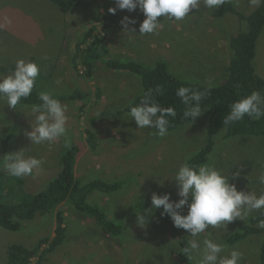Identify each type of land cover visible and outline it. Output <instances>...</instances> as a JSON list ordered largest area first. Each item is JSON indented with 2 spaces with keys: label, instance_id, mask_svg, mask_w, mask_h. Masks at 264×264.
<instances>
[{
  "label": "rangeland",
  "instance_id": "obj_1",
  "mask_svg": "<svg viewBox=\"0 0 264 264\" xmlns=\"http://www.w3.org/2000/svg\"><path fill=\"white\" fill-rule=\"evenodd\" d=\"M232 2L244 15H250L260 4H253L252 0ZM113 7H116L115 0H83L80 7L71 9L67 14L51 0H0V25H3L0 27V77L10 75L17 60L27 62L33 57L41 69L35 88L51 93L56 99L67 96L62 101L65 105L75 102L72 93L75 97L80 95L79 90L75 91L77 88L81 93H87L80 78L90 80L93 77L98 82L97 88L101 83L104 86L99 88L100 97L103 94L107 99L103 111L94 119L99 121L108 118L122 123L119 124V132L123 136L119 138L118 151L108 148L107 156H98L96 159L85 154L75 164V174L83 184L97 179L123 183L117 191L103 193L96 190L87 199L90 205L108 213L115 226L120 227L109 230L96 223L95 218L83 214L70 201H65L58 209L65 216L67 238L55 252L45 257L42 264H181L178 256L182 249L181 243L192 239L188 231L175 227L170 217L161 215L162 207L145 213L149 223L143 227L137 223L136 212L152 208L153 193H171L173 201L179 199L178 186L173 178L179 166L188 163L206 145L209 117L202 113L196 122H187L165 136H159L156 129H138L129 112L123 109L126 106L128 108L143 93L142 78L136 73L126 72L125 68L118 70L109 67L106 61L118 59L129 62L130 59H137L152 69L160 60H166L170 72L181 79L218 85L226 80L231 59L229 40L233 35L247 30L248 22L237 14L228 13L221 17L215 9L201 5L200 9H192L180 21L159 17L163 27L157 33L140 35L139 25L146 17L139 8L134 12L117 9L113 15L108 11ZM125 16L137 21L128 26L129 29L135 28L136 33H124L121 20ZM6 18H10L12 23L7 24ZM105 24L110 25V33L106 34L103 30ZM90 28L94 29V34L101 31V34L106 35L104 44L107 46L112 48L117 41L126 47L124 54L120 50L116 52L113 47L108 54L96 59L91 74L82 62L77 68L72 63L75 51L72 41H80ZM89 44L90 40L86 47ZM152 44L157 48H153ZM255 66L264 77V29L257 43ZM70 70L75 75L72 83L67 81L66 75ZM125 80L128 88L122 91ZM111 95H120V99L114 101ZM92 96L97 99V93L92 92ZM90 103L93 104L91 97L85 107L82 105L76 110L67 106V109L76 112L74 116L80 123L84 118L81 124L84 133L88 128L94 131L92 126L86 125L88 114L91 117L94 114L92 108L95 106L92 107ZM30 109L29 105H17L16 109H11L7 106V98L0 97V147L5 145L7 148L0 160V201L3 203L11 204L20 200L18 195L23 188L16 184L15 178L6 177L8 173L3 168L6 154L24 149L25 157L43 158L45 162L41 168L34 169L35 176L23 177L25 190L34 195L48 190L50 181L62 169L64 155L69 153L68 147L80 145L69 122L66 124V136L52 143H31L25 134L31 130ZM66 115L69 118L68 111ZM223 131L227 132V127L215 136V145L206 164L229 175L230 182L238 190H252L258 196L264 194V184L258 180L264 174V138H225L224 134L220 135ZM101 142L104 144L106 141L101 139ZM137 158L145 164L140 170ZM89 159L97 163L88 164ZM106 163H110V167H106ZM237 171L240 172L238 177L235 176ZM55 213H39L34 219L23 221V227L18 231L0 227V264L6 263L7 250L12 244L33 247L45 236L53 238L56 235ZM183 214H187V207ZM242 221L236 219L228 225L209 227L197 239L202 241L211 238L224 244L222 256L229 255L233 249L239 250L242 253L240 264H262L260 252L264 232L233 245L225 244V237L234 232ZM192 254L199 260L194 252ZM37 259L34 258L33 263Z\"/></svg>",
  "mask_w": 264,
  "mask_h": 264
},
{
  "label": "trees",
  "instance_id": "obj_2",
  "mask_svg": "<svg viewBox=\"0 0 264 264\" xmlns=\"http://www.w3.org/2000/svg\"><path fill=\"white\" fill-rule=\"evenodd\" d=\"M59 6L63 12H69L83 4V0H51ZM215 12L222 16L228 13L237 14L243 20L248 22V28L233 35L229 40L231 50V59L227 69L225 82L218 85L205 84L203 82H193L181 79L169 70V64L166 60H160L152 69H148L142 62L137 59H130L129 62H121L118 59H109L107 64L118 70H126L129 73H136L142 78V94L135 101L123 109L130 112V108L137 106L145 92L151 89L155 98L163 107H173L177 116L169 117L170 126L168 132L181 128L185 123L192 122L183 117L185 105L180 98L175 95V91L180 87H190L200 91H206V98L201 102L202 113L209 117L207 126V143L194 156H192L188 164L193 167L205 165L208 162V156L212 152L215 145V136L225 127L227 132L223 131L220 135L225 138L234 136H258L264 138V117L259 120L245 116L241 121L224 125V117L230 110V105L252 92H259L264 97V77L261 76L255 66V58L257 55V43L264 29V3L250 14L244 15L238 11L232 0H224V3L215 9ZM104 17V16H103ZM102 19V17L100 18ZM103 30L110 33V25L105 24ZM94 29H89L83 38L77 42L76 48L79 53L74 58L73 63L77 68L80 62L87 66V72L91 74L95 67L96 59H100L103 55L109 53V48L104 44L106 35L97 33L93 36ZM92 36L93 40L82 51L83 57L80 56L81 46L86 44ZM29 61L36 62L32 57ZM136 71V72H135ZM159 88V92L156 89ZM44 92L33 88L31 95L27 99H22L18 105L39 104V93ZM79 92L80 97L88 99L91 94H83ZM74 99L75 94L71 95ZM61 99H67V96H61ZM100 98L99 89H97V99ZM200 116L194 121L199 120ZM88 142L93 147L97 145V137L90 132ZM69 153L64 155L62 169L60 173L49 183L47 191H41L31 194L24 188V179L12 177L6 174V177L16 179V184L20 185L22 192L18 195L17 202L11 204L0 201V227L18 231L23 227V221L34 219L39 213L56 215V235L52 238L45 236L39 239L38 243L33 247L23 244H12L7 250V259L5 264H32L34 258H38L35 264H42L45 257L61 246L67 238V227L65 226V216L63 211L58 207L65 201H70L73 206L78 208L83 214L95 218V222L103 225L105 228L120 227L115 226L108 213L103 212L100 208L90 205L87 201L89 195L96 190L103 193H111L119 190L123 183L108 182L103 179L93 180L88 183H81L75 174V163L80 156L81 149L78 145L68 147ZM6 146L0 147V160L2 155L6 153ZM134 160V157H132ZM140 163L139 170L145 166L141 159H136ZM128 165L127 163H125ZM136 167V165H135ZM137 170V169H135ZM165 178V177H164ZM264 221V208L254 211L252 215L243 220L237 229L225 237L226 245L236 244L251 235L264 232V227H260V222ZM46 245V246H45ZM182 249L178 253L181 264H198L199 260L195 259L192 251L185 252L188 247V240H183ZM46 247V248H43ZM261 263L264 264V243L260 252Z\"/></svg>",
  "mask_w": 264,
  "mask_h": 264
},
{
  "label": "clouds",
  "instance_id": "obj_3",
  "mask_svg": "<svg viewBox=\"0 0 264 264\" xmlns=\"http://www.w3.org/2000/svg\"><path fill=\"white\" fill-rule=\"evenodd\" d=\"M115 3L116 7L108 9L113 15L117 9L134 12L139 8L146 17L139 25V34L146 35L155 34L163 27L162 22L158 20L159 17L180 21L188 16L192 9H200L201 5L207 9H216L224 3V0H115ZM252 3H264V0H252ZM6 23L11 24L12 20L6 18ZM135 23L137 21L134 18L125 16L121 20L124 33H136L135 28L128 27ZM96 34L93 32V36ZM89 40L91 43L92 36ZM76 45L77 43L72 63L79 53ZM86 48V44L81 46L79 57H83L82 51ZM107 61L106 65L109 66ZM40 73L41 69L36 62L20 59L16 61L10 75L0 77V97L7 98L9 108L16 109L22 99H27L31 95ZM156 91L159 92V88ZM175 95L186 106L183 117L194 122L202 114L201 102L206 98V91L182 86L175 91ZM39 100L41 103L33 104L30 117L28 116L31 120V130L26 131L25 134L31 143H52L66 136L68 117L67 105L62 104L64 99L60 97L56 99L51 93L40 92ZM129 115L138 129H156L159 136H165L170 126L169 117L175 118L177 112L173 107H163L149 89L144 93L141 102L130 108ZM245 116L256 120L264 117V97L259 92H252L233 102L223 123L228 125L238 122ZM44 162L43 158L25 157L24 149H21L4 156L3 168L10 176L23 178L31 176L34 169L41 168ZM239 175L240 172L237 171L235 176ZM173 180L178 186L179 199L173 201L171 193L163 195L153 193L152 208H144L143 212H136L138 225L143 227L149 223L146 212L162 207V216L170 217L175 227L190 233L192 239L188 241L185 252L189 250L194 252L199 257L198 264H240L242 253L239 250L233 249L229 255L222 256L221 253L225 251L224 244L211 238H204L201 241L197 237L209 227L228 225L236 219L245 220L253 211L264 208V194L258 196L252 190L250 192L238 190L237 186L230 182L229 175L208 164L193 167L183 163L176 171ZM258 180L264 184V174L260 175ZM185 207H187L186 215L183 214ZM260 227H264V221L260 222Z\"/></svg>",
  "mask_w": 264,
  "mask_h": 264
},
{
  "label": "crops",
  "instance_id": "obj_4",
  "mask_svg": "<svg viewBox=\"0 0 264 264\" xmlns=\"http://www.w3.org/2000/svg\"><path fill=\"white\" fill-rule=\"evenodd\" d=\"M77 41H78V39H74L72 41L73 45L76 44ZM116 44L114 46L112 45L116 49V52H118L120 50L124 54V52L126 50V47H122L121 45H119L117 43V41H116ZM152 47L153 48H157V46L155 44H152ZM108 48H109V50L112 49L110 46H108ZM66 75L68 76L67 77V81L72 83L73 82V77H75L73 71L70 70L69 73L66 74ZM107 75H111V73H108ZM62 77L65 78V76H62ZM62 77H61V79H62ZM80 82L84 86V91L89 93V94H91L90 97L92 99V103L93 104H91V103L90 104L92 105V107L93 106H95V107L92 108L93 109V113H94L93 116L91 117L88 114V118H87L88 120L86 122V125H88V127L92 126V129L94 131H92L91 129L88 128V129H86V133H84L83 126L81 125L84 122V118H83V121L80 123L74 116L76 112H74L72 109L71 110L67 109L68 116H69V118L67 120V123L69 122L73 126V128L75 130L74 137L77 138V141L81 145V146L78 145L80 147V149H81V153H80V156L76 160L77 163H79V160L81 161V157L83 155H85V154H89V155L93 156L94 159H96V157H98V156H107L106 152L108 151V148L118 151L119 150L118 144L120 143L119 138L122 139V136H123V135L121 136V131L119 132V129H120L119 124H122L121 122L115 121L114 119H108V118H104V119H101L99 121H96L94 119V117H98L99 116V114L104 109V104L107 103V99L104 98L103 94L98 100L96 99V97L92 96V92H93V94H96V91H97L98 82L96 81V79L93 78V77H91L90 80L89 79H81L80 78ZM101 85H102V83H101ZM101 85L99 86V88H104V86H101ZM103 85H105V82H103ZM127 88H128V86H127V82L125 80V83L122 84V91H125ZM78 90L80 91L79 88H77L75 91H78ZM82 92H83V90H82ZM90 97L88 98V100H86V99L78 96V97L75 98V102L72 105H69V103H67V106H72V107L76 108V110H77V108H82L81 107L82 105H83V107H85L87 102H90ZM103 99H105L103 101V103L99 107H96ZM111 99L114 100V101L119 100L120 99V95H111ZM83 110H85V108ZM70 111H71V114H69ZM66 114H67V112H66ZM89 117H90V119H89ZM90 132L94 133L96 135V137L98 138V145H95L93 147L89 144L88 139H87ZM99 133H100V137H99ZM83 135H84V137H83ZM80 138H85V139H83V141H85L86 143L83 144V141L79 140ZM101 139H105L106 142L104 144H102ZM89 150H93L94 152L90 153ZM93 162H94L93 159H89L88 164L95 165V163H97V162H95V163H93ZM105 165H106V167H110V163H106ZM97 168H101V167H97ZM34 174H36V173H34ZM103 180H105V179H103ZM63 205L64 204H62L61 207ZM65 223H66V221H65Z\"/></svg>",
  "mask_w": 264,
  "mask_h": 264
},
{
  "label": "bare ground",
  "instance_id": "obj_5",
  "mask_svg": "<svg viewBox=\"0 0 264 264\" xmlns=\"http://www.w3.org/2000/svg\"><path fill=\"white\" fill-rule=\"evenodd\" d=\"M34 175V173L31 175V176H33ZM190 252V251H189Z\"/></svg>",
  "mask_w": 264,
  "mask_h": 264
}]
</instances>
